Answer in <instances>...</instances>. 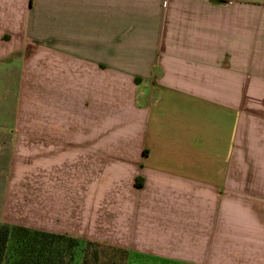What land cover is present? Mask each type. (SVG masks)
<instances>
[{
    "label": "crops",
    "instance_id": "obj_1",
    "mask_svg": "<svg viewBox=\"0 0 264 264\" xmlns=\"http://www.w3.org/2000/svg\"><path fill=\"white\" fill-rule=\"evenodd\" d=\"M11 57L49 76L40 106L69 95L88 109L80 132L52 116L20 132L35 156L87 147L88 178L65 206L52 193L64 184L34 174L25 227L127 250L128 264H223L221 248L242 250L233 236L248 231L228 221L257 211L233 205L264 216V0H0V61ZM12 139L0 130L3 188L18 181Z\"/></svg>",
    "mask_w": 264,
    "mask_h": 264
},
{
    "label": "rangeland",
    "instance_id": "obj_2",
    "mask_svg": "<svg viewBox=\"0 0 264 264\" xmlns=\"http://www.w3.org/2000/svg\"><path fill=\"white\" fill-rule=\"evenodd\" d=\"M28 61V57H26L25 60L11 57L10 59L0 61V130H3L5 134L8 133L13 136L11 141L13 145H23V149L20 150L21 152L19 153L21 161L19 163L16 162L15 167V170H17L20 175L19 177L17 174V185L5 186V188L0 185V223L6 222L24 226L33 224L32 204L34 191L36 190L34 186L35 173L38 175L39 181L55 179V182L58 181L64 184V186L59 189H52L53 195L60 199L58 202L62 204V207L65 206L64 204L67 199L77 198L80 195L79 185L83 179L88 178V174H84L81 167L82 155L81 153H76L83 149L87 150V147L82 148L80 146L82 141H60V145L55 147L57 148L56 151H54L55 148H52L49 149L52 151H48L47 155L42 154L35 156L34 153H32L34 140L19 139L20 132L33 133L34 120H38L39 128L41 120L44 118L49 119L51 116L55 121L63 120L72 123L73 131L80 132L83 122L86 119L84 118V114L86 110H88L82 106L81 100H79L80 104L74 105L71 99L67 97L69 95H65L61 101H56L53 105V109L49 106H42V103L40 106L39 103H37L40 96L43 99V97H48L49 94V92L44 91L45 83L48 82L49 76L34 75L31 66L27 65ZM24 64H26V66H24ZM6 68L7 70H5ZM84 125L87 126V123ZM70 126L69 124L64 125L66 130H69ZM42 127L43 126H41V129L45 131ZM55 130L57 129L55 128ZM90 130L93 131L94 128ZM1 144L2 143H0V146ZM2 153L4 152H2L0 148V157L3 156ZM2 161H4L3 158ZM51 165L56 166L58 170L53 173L52 177H50L51 170L47 169V167ZM28 202H31V205L27 207L26 203ZM8 203L12 205L9 206ZM178 205L179 207H176V205L173 207V210L167 214L173 218L174 213L181 215L183 213V205ZM261 205L263 204H253L252 202H245L243 205H233V211L234 209L239 210L236 209L237 206H240V209L244 211H257L254 212L257 220L256 218L251 220L249 217L228 221V228L233 227L236 229L239 227L243 228L244 231H248V233L240 236L235 234L233 236L232 248L239 249L238 246L242 248L236 255H233V252L231 254L230 250L224 251L225 248H221V250L223 249L222 252L219 251V256H221L219 260L221 263L239 264L237 260H242L245 264L249 262L253 264H264V216H260L262 210H257L258 208H262ZM185 216L186 228H190L187 232L194 231L193 228H197L199 223L198 214L194 212L189 214L188 211L185 213ZM194 223H196L195 226ZM202 224L203 227H209L210 222L203 219ZM155 226L159 227L158 224ZM191 239L198 240L197 236H188L187 240ZM221 239H224V237L219 236V244L222 243ZM197 246H199V244H197ZM67 262H69V259ZM76 262L80 264L79 256ZM148 262L149 264H153L150 260L145 261V264Z\"/></svg>",
    "mask_w": 264,
    "mask_h": 264
},
{
    "label": "trees",
    "instance_id": "obj_3",
    "mask_svg": "<svg viewBox=\"0 0 264 264\" xmlns=\"http://www.w3.org/2000/svg\"><path fill=\"white\" fill-rule=\"evenodd\" d=\"M137 186L143 185L138 182ZM129 252L91 240L0 223V264H128ZM69 259V262H67Z\"/></svg>",
    "mask_w": 264,
    "mask_h": 264
}]
</instances>
